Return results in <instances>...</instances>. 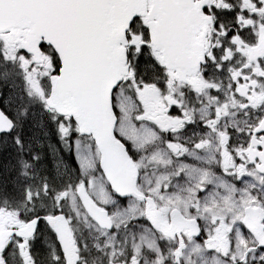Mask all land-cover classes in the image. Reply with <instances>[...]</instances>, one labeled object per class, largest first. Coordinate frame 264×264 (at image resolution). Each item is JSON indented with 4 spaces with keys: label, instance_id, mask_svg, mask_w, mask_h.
<instances>
[{
    "label": "snow or ice",
    "instance_id": "6c2138e0",
    "mask_svg": "<svg viewBox=\"0 0 264 264\" xmlns=\"http://www.w3.org/2000/svg\"><path fill=\"white\" fill-rule=\"evenodd\" d=\"M0 264H264V0H0Z\"/></svg>",
    "mask_w": 264,
    "mask_h": 264
}]
</instances>
